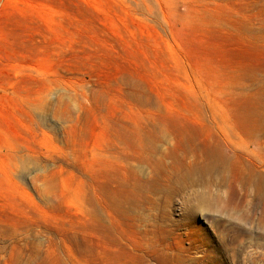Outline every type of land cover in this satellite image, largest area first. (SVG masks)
<instances>
[{"label": "rangeland", "instance_id": "obj_1", "mask_svg": "<svg viewBox=\"0 0 264 264\" xmlns=\"http://www.w3.org/2000/svg\"><path fill=\"white\" fill-rule=\"evenodd\" d=\"M0 264H264V0H0Z\"/></svg>", "mask_w": 264, "mask_h": 264}, {"label": "bare ground", "instance_id": "obj_2", "mask_svg": "<svg viewBox=\"0 0 264 264\" xmlns=\"http://www.w3.org/2000/svg\"><path fill=\"white\" fill-rule=\"evenodd\" d=\"M228 158L223 155H214L210 158L205 165L201 167H191L186 174L181 175L176 179L172 187H165L167 192H181L192 185H204L214 181V175H218L219 179L217 183L222 185L225 182V178L221 175L226 169V163ZM215 182V181H214ZM170 192V193H171ZM209 198V196H204Z\"/></svg>", "mask_w": 264, "mask_h": 264}]
</instances>
